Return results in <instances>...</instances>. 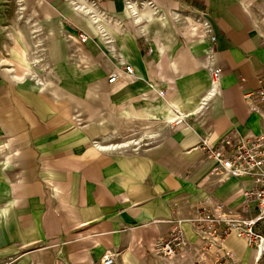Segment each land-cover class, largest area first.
Here are the masks:
<instances>
[{"label":"crops","instance_id":"obj_1","mask_svg":"<svg viewBox=\"0 0 264 264\" xmlns=\"http://www.w3.org/2000/svg\"><path fill=\"white\" fill-rule=\"evenodd\" d=\"M6 4L24 19L0 39V264H163L173 221L195 242L198 206L240 204L251 179L211 176L201 143L264 133L244 99L264 90V0Z\"/></svg>","mask_w":264,"mask_h":264},{"label":"built area","instance_id":"obj_2","mask_svg":"<svg viewBox=\"0 0 264 264\" xmlns=\"http://www.w3.org/2000/svg\"><path fill=\"white\" fill-rule=\"evenodd\" d=\"M203 30L210 37L211 28L206 23ZM128 75L133 74L125 66ZM219 70H210L212 81L216 82ZM115 77L109 81L112 83ZM250 111L259 113L264 106V90L244 94ZM263 115V113H261ZM182 118L172 123L182 124ZM201 146L208 160L216 162L211 176L221 178H250L252 186L241 190L242 201L236 207L216 200H208V206H198L186 221L196 235L190 242L182 231L183 221L175 220L169 232L151 246V252L163 260V264H241L228 249L227 240L234 236L255 251L252 264H264V133L252 138L233 141L224 139L219 146L202 141ZM98 264H120L117 255L105 253Z\"/></svg>","mask_w":264,"mask_h":264},{"label":"rangeland","instance_id":"obj_3","mask_svg":"<svg viewBox=\"0 0 264 264\" xmlns=\"http://www.w3.org/2000/svg\"><path fill=\"white\" fill-rule=\"evenodd\" d=\"M7 0H0V39L2 36V28L6 23H13V22H18L17 20V7H14L13 4H6ZM135 146H129L126 149L128 151H132V148Z\"/></svg>","mask_w":264,"mask_h":264},{"label":"bare ground","instance_id":"obj_4","mask_svg":"<svg viewBox=\"0 0 264 264\" xmlns=\"http://www.w3.org/2000/svg\"><path fill=\"white\" fill-rule=\"evenodd\" d=\"M19 10V9H18ZM18 18L19 19H24V17H23V15H22V12H19V14H18ZM25 20H27L28 21V19L27 18H25ZM39 80V79H38ZM113 147V146H112ZM110 148V147H109ZM106 149V148H105Z\"/></svg>","mask_w":264,"mask_h":264}]
</instances>
